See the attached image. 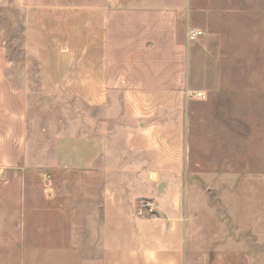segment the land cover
I'll list each match as a JSON object with an SVG mask.
<instances>
[{"label":"crops","instance_id":"1","mask_svg":"<svg viewBox=\"0 0 264 264\" xmlns=\"http://www.w3.org/2000/svg\"><path fill=\"white\" fill-rule=\"evenodd\" d=\"M219 6L83 0L29 10L41 14L27 31L40 91L78 98L81 109L55 107L40 169L51 180L37 183L34 211L23 191L14 212L0 213V264H188L193 190L242 188L245 229L262 242L264 0ZM189 28L204 35L189 41ZM11 64L0 43V173L27 154L31 89ZM143 199L154 215L139 214Z\"/></svg>","mask_w":264,"mask_h":264},{"label":"rangeland","instance_id":"2","mask_svg":"<svg viewBox=\"0 0 264 264\" xmlns=\"http://www.w3.org/2000/svg\"><path fill=\"white\" fill-rule=\"evenodd\" d=\"M82 1L0 0L1 47L5 48L7 58L11 60L12 64L9 68L17 83H27L31 89L27 154L17 168L0 173V213L7 210L14 212L15 198H18L23 191L28 193L29 203L34 211L37 194L39 195L42 191L37 183L51 180L50 169H44L42 172L40 169L42 165H48L51 159L53 113L57 112V106H64L73 117L81 109L78 108V98L65 95L52 98L40 91L39 80L36 77L38 62L32 54L33 43L28 41L27 31L29 28L36 27V18L41 14L29 10L42 4H69ZM217 1L220 6H223L224 3L231 5L233 1L238 4L240 0ZM220 8V11L226 10L223 7ZM26 75H28L27 79ZM60 118L67 119V116L60 115ZM42 147L46 153L48 151V155L45 153L44 157L37 156ZM19 182H27L29 187L26 190H20L16 188ZM10 183L12 185H9ZM204 191L203 196L201 193L200 196H196L194 190L192 192L189 208L192 220L188 243V264H264V252H259V245L264 246V238L261 242L259 236L254 233L250 236L249 231L245 229L242 188L205 189ZM5 197L8 198L6 201ZM2 224L3 222L0 221V225ZM256 224L260 229V222L257 221ZM262 231L264 233V227ZM252 232H254V226ZM247 244L253 247L251 254L247 252Z\"/></svg>","mask_w":264,"mask_h":264},{"label":"built area","instance_id":"3","mask_svg":"<svg viewBox=\"0 0 264 264\" xmlns=\"http://www.w3.org/2000/svg\"><path fill=\"white\" fill-rule=\"evenodd\" d=\"M204 35V32L200 29L189 28L188 30V39L189 41H196L198 38ZM199 98H205L202 93H197ZM139 214L141 215H154L156 213L155 205L150 200H140L138 203Z\"/></svg>","mask_w":264,"mask_h":264}]
</instances>
